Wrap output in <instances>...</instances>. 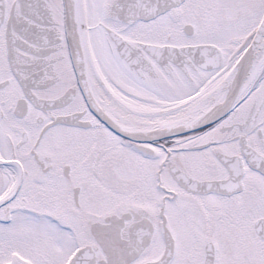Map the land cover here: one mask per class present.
<instances>
[{
	"label": "snow or ice",
	"instance_id": "obj_1",
	"mask_svg": "<svg viewBox=\"0 0 264 264\" xmlns=\"http://www.w3.org/2000/svg\"><path fill=\"white\" fill-rule=\"evenodd\" d=\"M0 264H264V0H0Z\"/></svg>",
	"mask_w": 264,
	"mask_h": 264
}]
</instances>
